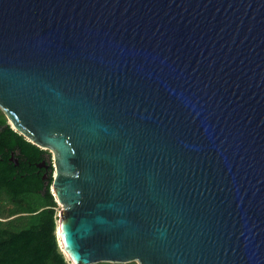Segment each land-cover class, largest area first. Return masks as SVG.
Instances as JSON below:
<instances>
[{"label": "water", "instance_id": "obj_1", "mask_svg": "<svg viewBox=\"0 0 264 264\" xmlns=\"http://www.w3.org/2000/svg\"><path fill=\"white\" fill-rule=\"evenodd\" d=\"M0 109L71 264H264V0H0Z\"/></svg>", "mask_w": 264, "mask_h": 264}, {"label": "trees", "instance_id": "obj_2", "mask_svg": "<svg viewBox=\"0 0 264 264\" xmlns=\"http://www.w3.org/2000/svg\"><path fill=\"white\" fill-rule=\"evenodd\" d=\"M48 156L15 132L0 109V264H70L56 237Z\"/></svg>", "mask_w": 264, "mask_h": 264}, {"label": "rangeland", "instance_id": "obj_3", "mask_svg": "<svg viewBox=\"0 0 264 264\" xmlns=\"http://www.w3.org/2000/svg\"><path fill=\"white\" fill-rule=\"evenodd\" d=\"M8 125H9V124H8ZM9 126H10V125H9ZM48 160H50L51 165H52V155H51L50 152H49ZM59 210H60V205H58V204L56 203V217H57V218H58ZM57 222H58V220H57ZM57 224H58V223H57ZM70 264H71V263H70Z\"/></svg>", "mask_w": 264, "mask_h": 264}, {"label": "bare ground", "instance_id": "obj_4", "mask_svg": "<svg viewBox=\"0 0 264 264\" xmlns=\"http://www.w3.org/2000/svg\"><path fill=\"white\" fill-rule=\"evenodd\" d=\"M56 237H57V239H58V244H59V246H60V248H61V242H60V232H59V228H58V224H57V228H56ZM67 258V257H66Z\"/></svg>", "mask_w": 264, "mask_h": 264}, {"label": "flooded vegetation", "instance_id": "obj_5", "mask_svg": "<svg viewBox=\"0 0 264 264\" xmlns=\"http://www.w3.org/2000/svg\"><path fill=\"white\" fill-rule=\"evenodd\" d=\"M15 165H17V163L15 162ZM46 168L47 167H44V165H43V167L42 168H40L41 170H46ZM50 177H51V174H50ZM43 179H45V175L43 176Z\"/></svg>", "mask_w": 264, "mask_h": 264}]
</instances>
